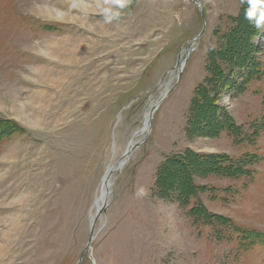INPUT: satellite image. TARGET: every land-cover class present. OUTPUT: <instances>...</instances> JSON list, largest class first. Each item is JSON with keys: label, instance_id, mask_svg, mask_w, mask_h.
Returning a JSON list of instances; mask_svg holds the SVG:
<instances>
[{"label": "rangeland", "instance_id": "rangeland-1", "mask_svg": "<svg viewBox=\"0 0 264 264\" xmlns=\"http://www.w3.org/2000/svg\"><path fill=\"white\" fill-rule=\"evenodd\" d=\"M101 6L0 0V264H79L121 162L82 264H264L248 4L131 0L111 23Z\"/></svg>", "mask_w": 264, "mask_h": 264}, {"label": "clouds", "instance_id": "clouds-1", "mask_svg": "<svg viewBox=\"0 0 264 264\" xmlns=\"http://www.w3.org/2000/svg\"><path fill=\"white\" fill-rule=\"evenodd\" d=\"M248 4L244 18L250 22L257 30H264V0H242ZM131 0H105V5L101 6L100 14L103 15L105 23H111L119 19L121 10L125 9ZM137 197L147 195L144 187H139L135 193Z\"/></svg>", "mask_w": 264, "mask_h": 264}, {"label": "bare ground", "instance_id": "bare-ground-1", "mask_svg": "<svg viewBox=\"0 0 264 264\" xmlns=\"http://www.w3.org/2000/svg\"><path fill=\"white\" fill-rule=\"evenodd\" d=\"M186 62V61H185ZM185 62H184V64H185ZM72 65H76V63H64V67H63V70H66V69H69L70 71H73V69H70L69 68V66H72ZM182 67H183V65H182ZM69 73H72V72H67L65 75H67V74H69ZM64 79V80H63ZM63 79H62V82L61 83H65L67 86H69L67 89H70V87L73 85V81H72V85H69V83H70V81H66L65 80V78L63 77ZM61 80V78H57L56 79V81L55 82H58V81H60ZM60 84V83H59ZM59 84H56V86H58ZM159 104H160V102H158L157 104H155L154 106H153V108L154 107H157L158 108V106H159ZM152 108V109H153ZM156 108V109H157ZM156 109H155V111H156ZM152 111L153 110H151L150 111V114L148 115V117H147V121H145V126H147V124L149 125V122H151L152 121V118H153V115H154V113H152ZM145 127H143V129H142V132H144L145 131V129H144ZM136 144V141L135 142H133L132 144H131V148H130V150L132 149V147L134 146ZM130 150L129 151H126V153H125V157H127L125 160H124V162H126L128 159H129V156H126V154H127V152H130ZM124 163H119V164H117L112 170L114 171V170H116V168H118V169H120L121 167H122V165H123ZM120 165V166H119ZM112 174L110 173V175L109 176H107L106 177V179H105V181H104V183H105V188H104V192H103V197L101 198V200L97 203V206L99 207L98 209H97V213H96V215L95 216H97V215H99L98 213L103 209V207L105 208L107 205H108V203H107V201H106V199H105V197L108 195V193L109 192H107L108 190H109V179H110V176H111ZM108 187V188H107ZM101 202H103V204H102V206H101ZM95 218L96 217H93V222H92V224H91V226L94 224V220H95ZM95 228V227H94ZM94 239V230H93V233H92V237H91V240H90V238H89V241H88V245H87V247H86V249H87V251H86V253L90 250V248H91V246H90V244H91V242H92V240Z\"/></svg>", "mask_w": 264, "mask_h": 264}, {"label": "water", "instance_id": "water-1", "mask_svg": "<svg viewBox=\"0 0 264 264\" xmlns=\"http://www.w3.org/2000/svg\"><path fill=\"white\" fill-rule=\"evenodd\" d=\"M156 108H157V107H154V108L152 109V110H153L152 113H154V111H155ZM129 153H130V152H127L126 156H128ZM112 172H113V170H112ZM112 172H111V174H112ZM109 191H110V190H108L107 192H109ZM103 209H105V208L103 207ZM103 209H102V210H103ZM102 210L98 213L99 215L96 216V218H95V220H94V224H95V222L99 219ZM94 224L92 225V228H91V237H92V233H93V230H94ZM91 237H90V240H91ZM86 251H87V249H86L85 252L83 253V256L85 255ZM81 260H82V258H81Z\"/></svg>", "mask_w": 264, "mask_h": 264}, {"label": "trees", "instance_id": "trees-1", "mask_svg": "<svg viewBox=\"0 0 264 264\" xmlns=\"http://www.w3.org/2000/svg\"><path fill=\"white\" fill-rule=\"evenodd\" d=\"M200 104H201V102L198 103V105H200Z\"/></svg>", "mask_w": 264, "mask_h": 264}]
</instances>
